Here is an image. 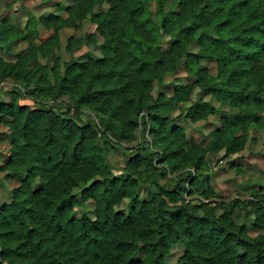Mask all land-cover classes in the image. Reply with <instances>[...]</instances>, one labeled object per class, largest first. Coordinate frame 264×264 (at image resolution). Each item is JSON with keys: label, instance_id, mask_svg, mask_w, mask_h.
Listing matches in <instances>:
<instances>
[{"label": "trees", "instance_id": "trees-1", "mask_svg": "<svg viewBox=\"0 0 264 264\" xmlns=\"http://www.w3.org/2000/svg\"><path fill=\"white\" fill-rule=\"evenodd\" d=\"M55 4L26 28L0 18V45L28 42L15 60L0 57V84L15 82L10 100L0 95L11 144L0 169L19 182L0 204V264H168L177 243L173 264H264V191L214 200L205 173L210 152L241 154L264 132V0ZM86 18L101 55L64 59L61 30ZM82 41L69 37L67 50ZM182 66L192 81L155 95ZM196 88L209 99L192 101ZM222 109L206 143L179 122ZM114 147L136 152L120 173Z\"/></svg>", "mask_w": 264, "mask_h": 264}, {"label": "rangeland", "instance_id": "rangeland-1", "mask_svg": "<svg viewBox=\"0 0 264 264\" xmlns=\"http://www.w3.org/2000/svg\"><path fill=\"white\" fill-rule=\"evenodd\" d=\"M74 0H0V18H7L9 22L17 24L22 28H26L32 19L37 21L43 14L49 12L56 13L58 3L60 7H66ZM63 15H66L65 10L62 11ZM36 26L41 31V39H46L52 33V30L45 28L42 24ZM96 25L86 18L82 25L79 27H65L61 30V48L59 53L64 59L69 60L76 58L80 60H86L91 57L100 56L101 50L97 43H89V35L95 31ZM76 37L83 39L80 46L73 51H69L66 48L69 37ZM102 38L99 37L98 42H102ZM169 43H167L168 45ZM27 41H17L13 45L12 51L7 50L3 45H0V57L6 59L15 60L16 57L27 48ZM192 51H197L199 46L194 43L190 46ZM212 72L216 73L217 66L214 61H203ZM180 77H183L185 82H191L192 79L187 77L185 66H182L180 71L176 75H168L166 78V85L163 88H158L156 85L154 94L157 95L158 91L162 89L163 92L168 95L173 94L175 84L179 81ZM15 82L13 79H7L0 84V95H4L6 99L10 100L12 96L8 94V91L12 89ZM31 90V89H29ZM209 99V96L196 88L192 94V101L199 98ZM21 104H27L31 107H40L29 96L20 98ZM187 102L186 105L191 104ZM218 105V103H216ZM181 113V109H175L172 114L177 116ZM223 115V109L219 110L216 114H212L206 120H200L198 122H190L184 117L179 118V122L186 127L187 137L196 142L206 143L210 138V133L216 129L220 124V117ZM10 129L0 124V166L3 165L10 157ZM136 152L126 151L122 147H114L111 149V160L116 166V173H120L122 167L135 155ZM205 173H210L211 185L216 191L217 196L214 200L232 199L237 196L243 198L253 196L259 189L264 191V132L262 130H256L254 132V138L250 139L248 146L241 154H235L232 156H223V151L218 153L210 152L207 157V167ZM164 181V179H163ZM18 180L15 177L7 178L6 171L0 169V204L10 201V191L13 187L18 185ZM146 194V190L143 191L142 196ZM187 195V194H186ZM198 195V194H196ZM197 197V196H193ZM90 209H93V205H89ZM251 234H256L257 230L248 223ZM185 247L181 243L175 244L169 255L166 257L168 264H173L184 253Z\"/></svg>", "mask_w": 264, "mask_h": 264}]
</instances>
